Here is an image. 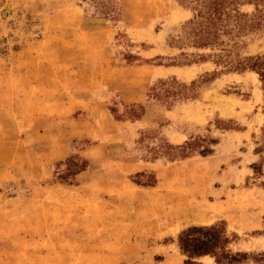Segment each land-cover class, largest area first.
<instances>
[{"label":"rangeland","instance_id":"rangeland-1","mask_svg":"<svg viewBox=\"0 0 264 264\" xmlns=\"http://www.w3.org/2000/svg\"><path fill=\"white\" fill-rule=\"evenodd\" d=\"M262 55L264 0H0V264H264Z\"/></svg>","mask_w":264,"mask_h":264},{"label":"trees","instance_id":"trees-1","mask_svg":"<svg viewBox=\"0 0 264 264\" xmlns=\"http://www.w3.org/2000/svg\"><path fill=\"white\" fill-rule=\"evenodd\" d=\"M237 71L249 70L255 72L261 83L264 94V55L244 59L238 64ZM264 136V126L262 128ZM77 170L74 174L85 170V161L76 163ZM178 247L186 257L183 264H193L194 259L210 256L216 264H242L246 261V254H232L227 246L230 242L224 223L211 226H194L179 233Z\"/></svg>","mask_w":264,"mask_h":264}]
</instances>
